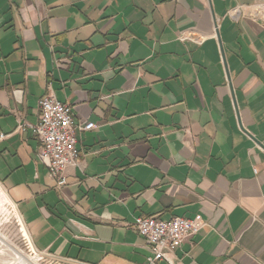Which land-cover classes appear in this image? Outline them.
<instances>
[{"label":"crops","instance_id":"0c3cea01","mask_svg":"<svg viewBox=\"0 0 264 264\" xmlns=\"http://www.w3.org/2000/svg\"><path fill=\"white\" fill-rule=\"evenodd\" d=\"M262 2L0 0V187L37 252L146 264L134 220L184 217L174 264H264ZM50 93L97 126L64 187L17 130Z\"/></svg>","mask_w":264,"mask_h":264},{"label":"built area","instance_id":"2783aa9c","mask_svg":"<svg viewBox=\"0 0 264 264\" xmlns=\"http://www.w3.org/2000/svg\"><path fill=\"white\" fill-rule=\"evenodd\" d=\"M253 16L264 17V2L251 8ZM240 8L231 12L233 18L240 14ZM191 38L190 34L183 33L182 41ZM38 107L41 118L37 123L19 121L17 130H31L40 142L38 158L48 167L49 176L57 182L58 187L67 184L66 170L79 162L81 151L77 145L80 137L88 131L97 128L94 122H78L73 108L68 103L56 100L53 94L43 97ZM6 135L0 133V141ZM206 223L200 219H187L174 217L170 220H162L157 217H137L132 227L141 235L151 256L146 264H158L166 261L167 264H174L170 254L176 248L181 247L186 241L198 235Z\"/></svg>","mask_w":264,"mask_h":264},{"label":"rangeland","instance_id":"374dc122","mask_svg":"<svg viewBox=\"0 0 264 264\" xmlns=\"http://www.w3.org/2000/svg\"><path fill=\"white\" fill-rule=\"evenodd\" d=\"M0 264H67L34 249L16 206L1 187Z\"/></svg>","mask_w":264,"mask_h":264},{"label":"water","instance_id":"95a60500","mask_svg":"<svg viewBox=\"0 0 264 264\" xmlns=\"http://www.w3.org/2000/svg\"><path fill=\"white\" fill-rule=\"evenodd\" d=\"M223 60H224V62H225V57H224V55H223Z\"/></svg>","mask_w":264,"mask_h":264},{"label":"bare ground","instance_id":"6f19581e","mask_svg":"<svg viewBox=\"0 0 264 264\" xmlns=\"http://www.w3.org/2000/svg\"><path fill=\"white\" fill-rule=\"evenodd\" d=\"M26 261V260H25Z\"/></svg>","mask_w":264,"mask_h":264}]
</instances>
